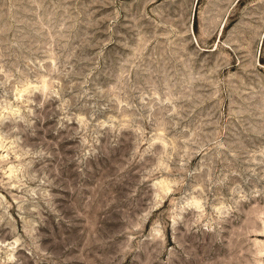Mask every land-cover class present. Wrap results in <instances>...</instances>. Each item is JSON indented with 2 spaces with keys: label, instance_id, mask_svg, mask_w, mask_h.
Here are the masks:
<instances>
[{
  "label": "rangeland",
  "instance_id": "rangeland-1",
  "mask_svg": "<svg viewBox=\"0 0 264 264\" xmlns=\"http://www.w3.org/2000/svg\"><path fill=\"white\" fill-rule=\"evenodd\" d=\"M0 264H264V0H0Z\"/></svg>",
  "mask_w": 264,
  "mask_h": 264
}]
</instances>
